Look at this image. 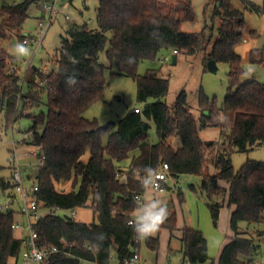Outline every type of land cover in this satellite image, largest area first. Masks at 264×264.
<instances>
[{
	"label": "trees",
	"instance_id": "1",
	"mask_svg": "<svg viewBox=\"0 0 264 264\" xmlns=\"http://www.w3.org/2000/svg\"><path fill=\"white\" fill-rule=\"evenodd\" d=\"M240 1L246 9L264 15V5ZM215 2V15L222 17L218 38L213 42L212 34L204 31H181L182 23L193 19L192 5L183 0H98V28L86 24L70 29L49 59L54 65L50 73L44 74L43 65L33 66L23 85L21 76L10 71L11 65L18 63L17 56L4 47V42L26 46L23 26L31 6L40 8V2L23 0L0 7V110L7 124L21 117L31 119L24 142L38 147L47 157L44 166L27 176L37 180L39 207L49 212L35 225L38 244L43 249H57L46 264H82V260L112 264L111 256L116 264H127L141 247V238L129 222L134 221V213L143 202L138 197L147 190L143 187L144 169L150 167L157 172L164 163L169 165L170 177H204L202 186L207 191L215 226L226 202L233 207V234L218 263L256 264L259 245L241 228L243 223L248 227L264 223V162L248 160L235 170L232 153L264 145V84L255 79L241 82L245 71L235 49L245 33H257L247 28L244 12L235 8L232 0ZM163 50L202 53L205 63L215 59L218 64H228L230 88L222 107L201 93L200 109L208 114L197 119L188 107L184 90L173 106H168L164 98L170 81L160 74V69L138 73L141 62L155 60ZM102 52L115 65L114 74L136 82L138 100L145 103L142 113H137L136 107L118 122L103 125L97 119L84 117L105 97L106 72L111 67L99 61ZM249 60L264 64L263 51L250 50ZM43 79L48 81V88L40 86ZM151 121L156 127L157 142L149 139ZM200 124L223 126L222 140L204 142L199 135ZM175 135L182 142L178 149L168 141ZM132 154L129 166L121 168L119 163ZM210 162L217 168L212 176L213 187L207 182ZM0 184L4 190L11 187L3 180ZM216 196H223L224 202H216ZM84 207L92 208L95 222H79L68 214H56L58 210ZM167 207L170 215L160 231L166 229L172 238H179L184 263L207 262L210 256L203 232L187 226L179 228L176 209L170 204ZM16 214L15 210H0V264H20L25 241L12 229ZM63 240L70 246L64 247ZM146 243L150 250L158 252V237H146Z\"/></svg>",
	"mask_w": 264,
	"mask_h": 264
},
{
	"label": "rangeland",
	"instance_id": "2",
	"mask_svg": "<svg viewBox=\"0 0 264 264\" xmlns=\"http://www.w3.org/2000/svg\"><path fill=\"white\" fill-rule=\"evenodd\" d=\"M23 0H0V7L4 3H17ZM40 2V8L34 4L29 10V18L23 26L24 34L36 39H41V34L37 30L40 20H46L49 15L43 11V5L53 4L55 0H37ZM192 5L193 19L185 21L181 25V31L186 33H195L204 31L207 35L212 34V41L218 38V28L221 24V15H215L216 2L215 0H183ZM252 3L263 6L264 0H249ZM235 8L242 10L245 15L246 25L249 30L256 31V35L250 36L245 33V38L242 43L236 46V52L241 56V65L245 73L241 77V82H246L255 79L264 84V64H253L249 60V53L252 49H261L264 54V15L246 9L240 0H232ZM98 0H56L57 14L54 16L51 25L46 31L41 45L37 48V42L26 45L29 50L28 55L18 56L14 52L15 45H10L4 42V47L17 56L18 65L22 72L25 71L24 61L31 60L33 66H42L44 69L51 70L54 65L49 62V59L56 53L61 46L62 37L66 36L72 25H84L87 23L89 28H98L96 16V8ZM37 48V51L35 52ZM174 55L170 50H163L155 60H146L140 63L138 68L139 74H145L149 68L160 69V74L169 79L170 89L168 95L164 98L165 103L172 107L177 96L181 91H185L187 95V103L193 115L200 119L203 112L200 109V95L203 93L210 102H215L218 108H221L225 97L229 93V72L228 64H218L216 72H210L207 68V63L203 60V54L188 55L186 53H178L177 63L161 62L165 57ZM99 61L108 67H111L106 72L108 85L105 90L104 100L94 104L84 114V117L93 120L97 119L100 124L108 122H118L124 118L131 110L136 107L143 108L145 103L139 102L137 96L136 82L127 76L114 74L116 68L111 64L106 57L105 52L100 53ZM234 90V89H233ZM153 99H149L152 102ZM46 110V105L42 106ZM208 112V111H207ZM32 120L27 117H21L16 121L7 124L5 115L0 110V181L3 180L11 184V187L4 190L0 184V210L7 211V204L12 200L17 199L15 189L13 187V172L17 165L22 170L23 176L33 175L39 167V158L32 155L33 147L24 142L27 138V130L31 127ZM151 129L149 131V139L152 142L159 141L156 127L153 121L150 122ZM116 130V127L113 131ZM112 131V132H113ZM224 127L205 126L201 127L199 135L204 142L221 141ZM108 140V135L105 136L104 142ZM174 149L181 147V138L175 135L168 139ZM17 154V163L14 159V152ZM133 154L128 159L119 163L121 168H127L131 163ZM248 160L264 162V145L254 147L249 152H238L233 150L232 161L235 170H239ZM217 172L216 166L210 162L208 164L207 179L209 187L215 186L212 176ZM204 177L198 175L182 174L178 178L168 177L166 182L169 188L164 192H153L151 189L147 192L144 201L153 197L160 198L163 202L171 206L173 205L177 212L178 223L180 226H187L201 230L208 241V253L210 259L201 264H218L219 256L223 243L232 235L230 228L229 206L226 202L221 209V217L218 226L214 225L210 209L208 206L207 191L203 188ZM223 183V182H222ZM192 185L194 188H192ZM157 193V194H156ZM160 193V194H158ZM181 193V195H180ZM16 195V197H14ZM223 196H216L215 201L223 203ZM173 203V204H172ZM20 201L16 200L11 209L18 210ZM224 210V211H223ZM75 220L84 223H92L97 220L92 208H76ZM72 211H56L57 215L68 214L71 216ZM227 213V214H226ZM43 214H47L46 211ZM136 212L134 213L135 219ZM19 222L23 224L24 219L20 216ZM242 230L247 231L250 236L255 239L259 245L258 255L256 256V264H264V223L256 224L248 227L245 223L242 224ZM20 236L21 232H15ZM27 233V232H26ZM152 237H158L160 247L158 252L150 250L146 243V238H141L140 255L143 260L155 264V260L160 261L159 255H167L175 251L171 255L168 262L164 264H183V253L181 251V242L178 237H171L168 230L162 229ZM158 253V255H157ZM143 256V257H142ZM158 258V259H157ZM160 258V259H159ZM163 258V257H162ZM162 260V259H161ZM112 264H116L112 260ZM189 264V263H184Z\"/></svg>",
	"mask_w": 264,
	"mask_h": 264
},
{
	"label": "built area",
	"instance_id": "3",
	"mask_svg": "<svg viewBox=\"0 0 264 264\" xmlns=\"http://www.w3.org/2000/svg\"><path fill=\"white\" fill-rule=\"evenodd\" d=\"M43 11L49 15V18L46 20H40L37 26L38 32L41 34V39H36L31 36H27L23 43L25 45H29L33 43V40L37 42V48L41 45L42 40L46 34L47 29L52 23V20L54 16L57 14L58 10L56 7V0L53 4H47L45 3L43 5ZM37 48L35 52L37 51ZM179 52L177 50H173V54L177 55ZM172 56L165 57L161 62H170ZM25 65V71L22 72L20 66L17 64H12L10 67L11 72H16L21 76V85H23V80L25 79L26 74L30 70L33 65L31 64V60L24 61L23 63ZM51 70L44 69V74H49ZM40 86L43 88H48L49 84L46 79L41 80ZM137 113H142V109L140 107H137L135 109ZM32 155H35L39 158V167H42L45 165L47 161L46 155L41 152V150L38 147H33ZM14 159L17 163V154L16 151L14 152ZM158 175L155 177L156 184L159 185L158 189H153L156 192H163L165 190L164 183L168 181L169 177V165L167 163H164L161 168L157 171ZM124 178H126L125 175H122ZM13 182H14V189L17 195V199L12 200V202H9L7 204V211L8 210H14L11 209V205L16 200L20 201V207L18 210H15L17 214H19L23 219V224L19 222L18 220H15L12 224V229L14 232L20 231L22 232L21 238L25 241V248L23 249L21 253L20 258V264H46L49 255L52 252L57 251L56 248H52L51 250L43 249L38 244V233L36 231L35 225L38 222V220L44 216L43 212L46 211L47 214L49 213L47 210H43L39 207L38 202V191H39V185L37 183V180L35 178H29L26 176H23L22 170L17 165V167L14 168L13 172ZM14 195V197H16ZM145 194L138 197L139 200L144 201ZM46 215V214H45ZM76 215V211L73 210L71 212V216L74 217ZM133 220L129 222L131 225ZM27 232V233H26ZM64 243V247L70 246L66 241H62ZM70 254V253H68ZM111 259L114 260V257L111 256ZM12 264V263H11ZM82 264H97L94 261H86L82 260ZM127 264H150V262L143 260L141 258L140 252L135 251L133 257L128 261Z\"/></svg>",
	"mask_w": 264,
	"mask_h": 264
},
{
	"label": "clouds",
	"instance_id": "4",
	"mask_svg": "<svg viewBox=\"0 0 264 264\" xmlns=\"http://www.w3.org/2000/svg\"><path fill=\"white\" fill-rule=\"evenodd\" d=\"M14 52L18 56L28 55L29 50L23 44H17ZM70 80L72 78H69ZM145 179L143 187L146 189H158L159 185L155 182L158 175L155 169L147 167L144 169ZM170 213L167 205L162 199L153 197L142 202L136 210L134 221L131 226L134 233L140 238H146L155 235L168 220Z\"/></svg>",
	"mask_w": 264,
	"mask_h": 264
},
{
	"label": "crops",
	"instance_id": "5",
	"mask_svg": "<svg viewBox=\"0 0 264 264\" xmlns=\"http://www.w3.org/2000/svg\"><path fill=\"white\" fill-rule=\"evenodd\" d=\"M87 23H84V25H86ZM83 25H77V24H74V25H72V28H80V27H82ZM71 28V29H72ZM173 53V52H172ZM175 57H176V60H175V63H177V61H178V58H177V55H175ZM170 62H172V60L170 61ZM141 108V107H140ZM141 109H143V108H141ZM29 176V175H28ZM170 177V176H169ZM167 184V183H166ZM168 184H169V182H168ZM168 184H167V186H165V190H166V188H169V186H168ZM151 189V188H150ZM154 193L156 192V191H154L153 189H151ZM149 191V189H147L146 190V193H145V197H144V200H145V198H146V195H147V192ZM164 192V191H163ZM161 193V192H160ZM160 193H158V194H160ZM157 194V193H156ZM144 202V201H143ZM226 205V204H225ZM229 215H231V213H232V210H233V207H229ZM224 211V210H223ZM222 213V212H221ZM221 213H220V217H221ZM227 214V213H226ZM230 217V216H229ZM20 218V215L19 214H16V220H18ZM178 227L179 228H183V226H180L179 225V223H178ZM169 232V231H168ZM169 234H170V232H169ZM232 234H233V232H232ZM17 236V235H16ZM22 236V232H21V234H20V236H17V237H21ZM228 242V240H226L224 243H223V246H222V249H223V247H224V245L226 244ZM222 249H221V251H222ZM175 251H172V252H169L168 253V250H167V255L166 254H162V257L159 255V257L162 259H160V261L159 260H155L156 262H154L155 264H164V262H170V260H168V258L171 256V255H173V253H174ZM141 254V253H140ZM221 254V253H220ZM157 255H158V253H157ZM143 257V256H142ZM158 259V258H157ZM166 260H168V261H166ZM171 263V262H170ZM12 264H14V263H12ZM183 264H184V262H183ZM219 264V263H218Z\"/></svg>",
	"mask_w": 264,
	"mask_h": 264
},
{
	"label": "water",
	"instance_id": "6",
	"mask_svg": "<svg viewBox=\"0 0 264 264\" xmlns=\"http://www.w3.org/2000/svg\"><path fill=\"white\" fill-rule=\"evenodd\" d=\"M172 63H175L176 57L175 55H172L171 57ZM207 68L210 72H216L218 69V63L215 59H211L207 62ZM205 114H208V112L206 111Z\"/></svg>",
	"mask_w": 264,
	"mask_h": 264
}]
</instances>
